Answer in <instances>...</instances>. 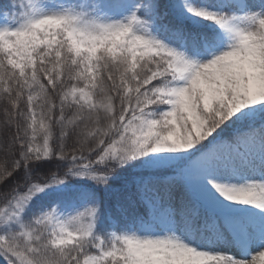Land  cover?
Segmentation results:
<instances>
[{
	"label": "snow or ice",
	"instance_id": "6c2138e0",
	"mask_svg": "<svg viewBox=\"0 0 264 264\" xmlns=\"http://www.w3.org/2000/svg\"><path fill=\"white\" fill-rule=\"evenodd\" d=\"M0 264H264V0H0Z\"/></svg>",
	"mask_w": 264,
	"mask_h": 264
}]
</instances>
